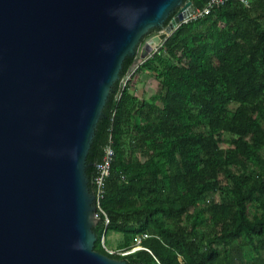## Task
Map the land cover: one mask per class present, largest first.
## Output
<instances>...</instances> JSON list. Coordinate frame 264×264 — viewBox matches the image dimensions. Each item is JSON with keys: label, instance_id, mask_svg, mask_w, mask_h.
I'll return each mask as SVG.
<instances>
[{"label": "trees", "instance_id": "trees-1", "mask_svg": "<svg viewBox=\"0 0 264 264\" xmlns=\"http://www.w3.org/2000/svg\"><path fill=\"white\" fill-rule=\"evenodd\" d=\"M134 64L124 61L87 157L94 193V165L109 142L114 151L93 249L127 264H264V0L187 21ZM139 73L157 94L121 86ZM109 232L119 254L106 251ZM144 234L143 249L122 254Z\"/></svg>", "mask_w": 264, "mask_h": 264}, {"label": "water", "instance_id": "water-1", "mask_svg": "<svg viewBox=\"0 0 264 264\" xmlns=\"http://www.w3.org/2000/svg\"><path fill=\"white\" fill-rule=\"evenodd\" d=\"M185 1L0 0V264H127L93 249L87 157L124 61L155 54Z\"/></svg>", "mask_w": 264, "mask_h": 264}, {"label": "built area", "instance_id": "built-area-1", "mask_svg": "<svg viewBox=\"0 0 264 264\" xmlns=\"http://www.w3.org/2000/svg\"><path fill=\"white\" fill-rule=\"evenodd\" d=\"M229 2H236V3H239L243 6H248V4H249V0H209L202 9H196V11L186 21H184V23H186L187 21L196 20V19L208 16L213 10L218 9V8L224 6L225 4L229 3ZM179 26L180 25H178L170 33H166L165 30H162L160 32L158 31V32L166 34V38H168ZM124 86H122V87H124ZM113 159H114V151H113V148L109 142L103 149V154H102L101 160L94 165L95 175H94L92 182H91L93 187H94V190H95V192L93 194L95 196L96 215H97V213L102 214L104 216L105 224H108V220H107V217L105 216V214L102 212V210L99 206V202L103 196V189L105 186V180L108 178V176L110 174V169H111V165L113 163ZM149 237L150 236L147 234H144V235H141L140 237H137L135 239L134 246L128 252H125L122 254L123 255L129 254V253L135 252L139 249H143V248H141V243L143 240L148 239ZM106 251L109 254H115V253L119 254L120 253V252L108 251L107 249H106Z\"/></svg>", "mask_w": 264, "mask_h": 264}, {"label": "crops", "instance_id": "crops-1", "mask_svg": "<svg viewBox=\"0 0 264 264\" xmlns=\"http://www.w3.org/2000/svg\"><path fill=\"white\" fill-rule=\"evenodd\" d=\"M128 83L129 91L138 99H148L157 94L159 83L152 78L148 73H139L131 75ZM155 89H157L155 91Z\"/></svg>", "mask_w": 264, "mask_h": 264}, {"label": "rangeland", "instance_id": "rangeland-1", "mask_svg": "<svg viewBox=\"0 0 264 264\" xmlns=\"http://www.w3.org/2000/svg\"><path fill=\"white\" fill-rule=\"evenodd\" d=\"M177 11V10H176ZM169 23V22H168ZM158 31H154V32H151L149 33L147 36L150 37L152 36L153 34H156ZM146 36V37H147ZM147 37V38H148ZM131 79V76L130 74L126 75L121 81V85L124 86L126 85ZM157 89H155L156 91ZM98 218V217H97ZM98 222V221H97ZM96 225V224H95ZM140 237V236H138ZM136 239V238H135ZM122 241V236H120L119 234H116V233H113V232H109L106 236V239H105V242H106V248L108 251H113V252H118V246H119V243H121ZM135 242V240H134ZM102 243H103V240H102ZM134 246V244H133ZM140 250V249H139Z\"/></svg>", "mask_w": 264, "mask_h": 264}, {"label": "flooded vegetation", "instance_id": "flooded-vegetation-1", "mask_svg": "<svg viewBox=\"0 0 264 264\" xmlns=\"http://www.w3.org/2000/svg\"><path fill=\"white\" fill-rule=\"evenodd\" d=\"M151 32H154V31H151ZM151 32H150V33H151ZM147 37H148V36H147ZM147 37H145V39H146Z\"/></svg>", "mask_w": 264, "mask_h": 264}]
</instances>
